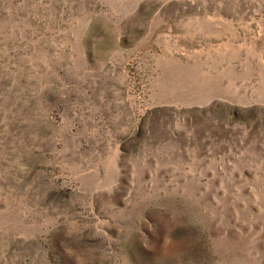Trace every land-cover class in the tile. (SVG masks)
Segmentation results:
<instances>
[{"label": "rangeland", "instance_id": "obj_1", "mask_svg": "<svg viewBox=\"0 0 264 264\" xmlns=\"http://www.w3.org/2000/svg\"><path fill=\"white\" fill-rule=\"evenodd\" d=\"M0 264H264V0H0Z\"/></svg>", "mask_w": 264, "mask_h": 264}]
</instances>
